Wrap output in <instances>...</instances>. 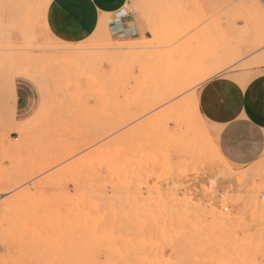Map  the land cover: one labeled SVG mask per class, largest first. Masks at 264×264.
<instances>
[{
	"label": "rangeland",
	"instance_id": "obj_1",
	"mask_svg": "<svg viewBox=\"0 0 264 264\" xmlns=\"http://www.w3.org/2000/svg\"><path fill=\"white\" fill-rule=\"evenodd\" d=\"M49 2L0 0V264H114L109 229L138 264H264V154L221 160L192 102L214 76L264 73L263 0H128L129 33L82 42L52 33Z\"/></svg>",
	"mask_w": 264,
	"mask_h": 264
},
{
	"label": "crops",
	"instance_id": "obj_2",
	"mask_svg": "<svg viewBox=\"0 0 264 264\" xmlns=\"http://www.w3.org/2000/svg\"><path fill=\"white\" fill-rule=\"evenodd\" d=\"M127 3L128 0H50L46 21L52 33L65 41L82 42L95 34L107 38L124 36L129 32H123L120 13ZM209 88L228 103L222 107L209 105ZM11 93L18 109L19 94L15 89ZM196 100L199 115L212 127L215 144L227 163L246 167L264 154V73L247 81L225 73L214 76L197 88Z\"/></svg>",
	"mask_w": 264,
	"mask_h": 264
},
{
	"label": "bare ground",
	"instance_id": "obj_3",
	"mask_svg": "<svg viewBox=\"0 0 264 264\" xmlns=\"http://www.w3.org/2000/svg\"><path fill=\"white\" fill-rule=\"evenodd\" d=\"M263 2H264V0H263ZM130 44H132V43H130ZM127 45H128V44H127ZM149 45H150V44H149ZM112 46H113V45H112ZM140 46H141V45H140ZM128 47H129V46H128ZM149 47H150V46H149ZM149 47H148V48H149ZM134 48H135V47H134ZM128 49H129V48H128ZM131 49H133V48H131ZM136 50H137V48H136ZM205 71H206V70H205ZM213 71H214V70H211V69H210V71H207V72H206L205 74H203L201 77H198V78H199L198 81H199V82H200V81L203 82L204 79H206L207 77H209L211 74L214 73ZM192 102H193V109H194L193 112L195 113L194 117L196 118V115L200 117L199 112H198V108H197V100H196V97H195V96H194V98H192ZM180 104H181V103H180ZM189 104H190V108H191V105H192V104H191V103H189ZM179 108H180V107H179ZM180 109H182V112L184 111L183 108H180ZM191 113H192V112H191ZM194 113H193V114H194ZM198 119H199V118H198ZM183 121H184V120H183ZM183 121H182V122H183ZM190 123H191V122H190ZM194 123H195V122H194ZM187 125H188V124H187ZM194 125H195V124H194ZM184 126H185V125H184ZM188 127H189V126H188ZM188 127H187V128H188ZM191 127H192V126H191ZM191 127H189V128L192 130ZM183 128H184V127H183ZM189 128H188V131L190 130ZM195 128H196V126H195ZM179 130H180V129H179ZM193 132H194V131H193ZM196 134H197V133H195V137L197 136ZM196 138H197V137H196ZM196 138L193 139V141H194V140L196 141ZM215 149H216L215 151L217 152L216 155L218 154V155L220 156L221 160H224V161H225V159L221 156V154H220V152H219V150H218L216 144H215ZM214 154H215V153H214ZM218 155H217V156H218ZM218 158H219V157H218ZM219 161H220V160H219ZM223 163H224V162H223ZM225 171H226V170H225ZM221 173H222V172H221ZM229 173H231V172L229 171L228 174H229ZM231 174H232V173H231ZM231 174H230V175H231ZM232 175H235V174H232ZM244 175H245V173H244ZM244 175H243V176H244ZM246 175H247V174H246ZM237 176H239V174L236 175V177H237ZM241 176H242V175H241ZM243 176H242V178H243ZM234 177H235V176H234ZM234 177H233V178H234ZM236 177H235V178H236ZM231 178H232V176H231ZM233 178H232V179H233ZM239 178H240V176H239L238 178H236L235 181H236L237 179H239ZM248 178H249V179H248ZM248 178L246 177L247 181H243V182L247 183L248 180H251L250 177H248ZM222 179H223V178H222ZM246 179H245V180H246ZM242 180H243V179H242ZM240 181H241V180H239V183H240ZM236 182H238V181H236ZM243 182H242V183H243ZM239 183H238V184H239ZM239 185H240V184H239ZM240 186H241V185H240ZM235 189H236V188H235ZM237 189H238V188H237ZM231 190H232V189H231ZM248 190H249V192H250V189H248ZM243 191H244V190H243ZM245 191H246V190H245ZM262 198H263V196H262ZM262 198H261V199H262ZM115 200H116V199H115ZM115 208H116V207H115ZM119 209H120V208H119ZM108 210H109V209H108ZM110 212H111V211H110ZM106 213L108 214L109 211L106 212ZM111 213L113 214V211H112ZM111 213H109V214H110V217H112ZM117 213H118V212H117ZM117 213H116L115 215H117ZM107 216H108V215H107ZM187 216H188V215H187ZM113 217H114V214H113ZM119 217H120V216H119ZM116 218H117V217H116ZM109 220H110V219H109ZM119 220H120V218H119ZM114 221H115V219H114ZM114 221H113V224L115 223ZM108 222H109V221H107V223H108ZM110 222H111V221H110ZM116 222H117V221H116ZM107 223H106L105 227L108 226ZM111 223H112V222H111ZM114 225H115V224H114ZM114 225H113V226H114ZM121 225H122V224H121ZM111 226H112V225H109V227H111ZM116 226H118V225H116ZM124 226H125V225H124ZM84 227H85V226H84ZM84 227H83V229H84ZM105 227H104V229H102L103 232H105V231H104V230L106 229ZM109 227H108V228H109ZM118 227H119V226H118ZM75 228L78 230V231L76 230L77 232H80L79 230H80L82 227L80 226V228H78V227L76 226ZM111 228H112V227H111ZM122 228H123V227H122ZM122 228H121V230H122ZM58 229H59V228H58ZM83 229H81V230H83ZM86 229H87V227H86ZM112 229H113V228H112ZM112 229H111V230H112ZM117 229H118V228H117ZM119 229H120V227H119ZM90 230H91V229H90ZM126 230H127V229H126ZM62 231H63V230H62ZM86 231H87V230L84 229V231H82V233H83V232L85 233ZM91 231H92V230H91ZM108 231H109V233L107 232V229H106V232L108 233V236L110 237V234L112 235V234H113V233H112L113 231L111 232L110 229H109ZM77 232H76V233H77ZM101 232H102V231H101ZM103 232H102V233H103ZM110 232H111V233H110ZM122 232H123V231H122ZM76 233H75V231H74V234H75V235H76ZM88 233H89V230H88ZM91 233H92V232H91ZM91 233H90V234H91ZM102 233L100 234L102 237L105 236V235H107V234H103V235H102ZM116 233H118V234H117V238H119L120 235H121V233H119V231H117V232H115V234H114L115 236H116ZM52 234H53V233H52ZM61 234H62V233H61ZM70 234H71V233H70ZM70 234H69V235H70ZM75 235H74V236H75ZM77 235L79 236L80 234L77 233ZM77 235H76V237H77ZM87 235L89 236V234L86 233V236H85L86 238L88 237ZM91 235H92V236H91ZM91 235H90V236L93 237L94 234L92 233ZM59 236H60V235H59ZM72 236H73V234H72ZM74 236H73V237H74ZM83 236H84V235H83ZM83 236H82V237H83ZM94 236H95V235H94ZM101 236H100V237H101ZM108 236H106L108 242H107V240H106L105 237H104L105 239H103V240H106V243H107V244H105V248L103 249V251H105V252H104L105 255H106V251L108 252V254H109V252H110L111 255H108V256H110L112 259H116L117 256H118V254H117V256H116L114 252L111 253V251H114V250L111 249V246L113 247L114 245H115V246L118 245L119 247L117 246L116 248H117L119 251H121V247H124V246H123L124 241H121V240H122V239L125 240L126 238H124L123 235L120 237L121 239L119 238L120 242L122 243V246H120L121 243H120L119 241H118V242L116 241L117 243L113 242V241L115 240V239H114L115 237L112 238V239H111V238L109 239ZM112 236H113V235H112ZM118 236H119V237H118ZM82 237L80 236V237H78L77 239L80 238V239H82V241H83V238H84V237H83V238H82ZM102 237H101V238H102ZM122 237H123V238H122ZM131 237H132V235H131ZM86 238H85V240H84L83 242H84L85 244H86V243H90V242H88V240H89L90 238H89V237H88L87 239H86ZM117 238H116V239H117ZM136 238H137V237H136ZM80 239H79V240H76V238H75V241H79L78 243L75 242L76 245H78V244L80 243V241H81ZM93 239H96V238L94 237ZM133 239H135V238H133ZM137 239H138V238H137ZM52 240H53V239H52ZM86 240H87V241H86ZM96 240H99V238L97 237ZM100 240H101V239H100ZM100 240H99V241H100ZM103 240H101V241L103 242ZM110 240H111V241H110ZM112 240H113V241H112ZM82 241H81V242H82ZM85 241H86V242H85ZM90 241H91V243L93 244L95 240L90 239ZM99 241H97V243H99ZM128 241H130V240L128 239ZM134 241H136V240H134ZM134 241H133V244H134ZM12 242H14V241H12ZM83 242L80 243V244H83ZM112 242H113L114 245L111 244ZM140 242H141V241H140ZM150 242H151V241H150ZM109 243H110V246H109ZM129 243H130V242H129ZM129 243L126 242V244H129ZM136 243H137V241H136ZM143 243H146V242H143ZM147 243H148V242H147ZM152 243H153V241H152ZM152 243H151V244H152ZM21 244H22V243H21ZM54 244H55V243H54ZM73 244H74V241H73ZM80 244H79V245H80ZM85 244H83V246H84ZM92 244H91V246H93ZM131 244H132V243H130V244H129L130 246H129V245H128V246L132 248L134 245L132 244L133 246H131ZM159 244H160V243H159ZM17 245H18V244H17ZM39 245H40V244H39ZM86 245H87V244H86ZM98 245H99V244H98ZM124 245H125V244H124ZM137 245H138V244H137ZM139 245H140V244H139ZM12 246H14V245H12ZM15 246H16V245H15ZM73 246H75V245H73ZM80 246H81V247H80ZM80 246H79V250H78V252H79L80 250L83 252V250H85L86 247H87V248L89 247V246H86L85 248L83 247V248H84V249H83V248H82V245H80ZM107 246H109V247H107ZM140 246H142V244H141ZM145 246H147V245H145ZM151 246H153V245H151ZM154 246H155V245H154ZM38 247H39V246H38ZM100 247H101V245H100ZM100 247H99V248H100ZM103 247H104V246H103ZM129 247H127V248H128V249H131V248H129ZM135 247H136V246H135ZM142 247H143V246H142ZM142 247H140V249H141ZM180 247H181V245H180ZM41 248H42V247H41ZM70 248H71V247H70ZM75 248H76V251H77L78 246H77V247L75 246V247L73 248V249H74V254H75V252H76V251H75ZM87 248H86V249H87ZM108 248L111 249V250H109V251H108V250H105V249H108ZM116 248H115V250H117ZM137 248H138V247H137ZM137 248H136V249H137ZM159 248H160V246H159ZM18 249H19V248H18ZM73 249H72V250H73ZM101 249H102V248H101ZM123 249H124V248H123ZM123 249H122V251H123ZM134 249H135V248H132V251H133ZM145 249H146V252H147V249L150 250L149 248H145ZM145 249H143V250H144V254H145ZM155 249H157V248H155ZM16 250H17V249H16ZM20 250H21V249H20ZM124 250H126V245H125V249H124ZM158 250H159V249H158ZM179 250L181 251V248H180ZM179 250L177 249L176 251H177L178 253H180ZM10 251H11V250H10ZM13 251H14V250H13ZM43 251H44V250H43ZM49 251H50V250H49ZM69 251H70V250H69ZM91 251H92V250H91ZM91 251H90L89 249H87V250L84 251V252H90V254H91ZM119 251H118V252H119ZM128 251L130 252V253H128V254H130V255H128V256H131V254L134 255V253H133L132 251H130V250H128ZM134 251H135V250H134ZM136 251H137V250H136ZM136 251H135V253H136ZM141 251H142V250H141ZM153 251H154V248H153ZM156 251H157V250H156ZM159 251H160V250H159ZM159 251H158V252H159ZM50 252H51V251H50ZM82 252H80V253H82ZM124 252H125V251H123V254H124ZM154 252H155V251H154ZM158 252H157V254H158ZM171 252H173V251H171ZM181 252H182V251H181ZM71 253H72V252H71ZM119 253H120V252H119ZM125 253H127V250H126ZM139 253H140V251H139ZM148 253H149V252H148ZM174 253H176V252H174ZM11 254H12V253H11ZM84 254H85V253H84ZM86 254H87L89 257H91L89 253H86ZM123 254H121V255H123ZM137 254H138V252H137ZM141 254H143V253H141ZM144 254H143V255H144ZM151 254H153L152 251H150L149 256H150ZM160 254H161V253H160ZM13 255H14V253H13ZM77 255H78V257H76V258H75V257H72V256H71V257H72V258H75V259H78V258L81 259V258H82L83 260H84L85 257H86L85 255H84L85 257H81V256L79 255V253L76 252L75 256H77ZM91 255H92V254H91ZM112 255H113V257H112ZM114 255H115L116 257H115ZM121 255H120V256H121ZM147 255H148V254H147ZM155 255H156V254H155ZM9 256H10V255H9ZM82 256H83V254H82ZM108 256H107V257H108ZM124 256H125V258H128L127 255L124 254V255L122 256L123 258L121 257V259H119V258H120V257H119V258H117L116 260L119 259L120 261L124 262L125 264H130V263H131V260H132V263H131V264H133V263H135L134 261H136V260L138 259V258H137V259H134V258H136V255H134V256H131L132 258H131V257L128 258L127 261L125 262ZM145 256H146V255H145ZM145 256H143L144 258H146V259H144V260H147L148 257H145ZM156 256H157V255H156ZM156 256H155V257H156ZM186 256H187V255H186ZM14 257H15V256H14ZM114 257H115V258H114ZM133 257H134V258H133ZM137 257H138V255H137ZM143 257H142V258H143ZM151 257H153V256H151ZM151 257H149V258H151ZM158 257H159V255H158ZM175 257H177V255H176ZM69 258H70V257H69ZM139 258H140V257H139ZM168 258H169V257H168ZM178 258H179V257H178ZM181 258H182V257H181ZM184 258H185V257H184ZM30 259H31V258H30ZM41 259H42V258H41ZM66 259H67V258H66ZM75 259H74V260H75ZM82 259H81L80 262H76V261H75V263H76V264H77V263H79V264H83V263H84V264H85V260L83 261ZM109 259H110V258H108L106 261H108V262H110V261L113 262V261H114V264H117V262L119 261V260H118V261L115 263V260H112V259L109 260ZM122 259H123V260H122ZM161 259H162V258H161ZM166 259H167V258H166ZM7 260H8V259H7ZM72 260H73V259H72ZM129 260H130V262H128ZM133 260H134V261H133ZM138 260H139V259H138ZM138 260H137V261H138ZM152 260H153V258H152ZM155 260H156V258H155ZM173 260H174V259H173ZM173 260H172V261H173ZM176 260H177V261H178V260H179V261H182V259L180 260V259H177V258L175 259V261H176ZM185 260H186V259H185ZM23 261H24V260H23ZM33 261H34V260H33ZM78 261H79V260H78ZM120 261H119V262H120ZM137 261H136V262H137ZM149 261H150V259H149ZM149 261H148V262H149ZM169 261H170V259H169ZM175 261H174V262H175ZM31 262H32V261H31ZM81 262H83V263H81ZM87 262H88V260H86V263H87ZM108 262H106V263H108ZM119 262H118V263H119ZM127 262H128V263H127ZM140 262H142V261H140ZM146 262H147V261H146ZM148 262H147V263H148ZM150 262H151V261H150ZM150 262H149V263H150ZM153 262H154V261H153ZM153 262H152V263H153ZM174 262H173V263H174ZM14 263H15V262H14ZM37 263H38V262H37ZM75 263H74V264H75ZM124 263H123V264H124ZM138 263H139V261H138L137 263H135V264H138ZM157 263H158V262H157ZM178 263H179V262H178ZM178 263H177V264H178ZM186 263H187V262H186ZM186 263H185V264H186ZM32 264H33V263H32ZM87 264H88V263H87ZM109 264H110V263H109ZM119 264H120V263H119ZM169 264H170V263H169ZM174 264H175V263H174ZM179 264H180V263H179Z\"/></svg>",
	"mask_w": 264,
	"mask_h": 264
},
{
	"label": "snow or ice",
	"instance_id": "obj_4",
	"mask_svg": "<svg viewBox=\"0 0 264 264\" xmlns=\"http://www.w3.org/2000/svg\"><path fill=\"white\" fill-rule=\"evenodd\" d=\"M25 79L27 80V83L26 84H22V86L23 87H29L30 86L34 90L39 88L40 92H41V100H40V102L43 103L44 96H45L43 86L40 85L39 82L31 80L30 78H25ZM191 91H192V89L188 90L189 94L191 93ZM207 103L209 105L219 104L222 107L223 104L228 103V100L226 98H224L222 95L221 96H217L216 91H213L212 88H209L207 90Z\"/></svg>",
	"mask_w": 264,
	"mask_h": 264
}]
</instances>
